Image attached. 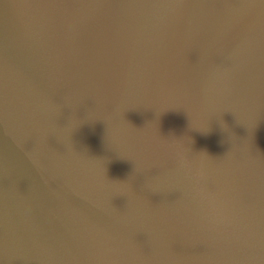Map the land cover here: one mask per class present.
Masks as SVG:
<instances>
[{"label":"water","instance_id":"obj_1","mask_svg":"<svg viewBox=\"0 0 264 264\" xmlns=\"http://www.w3.org/2000/svg\"><path fill=\"white\" fill-rule=\"evenodd\" d=\"M0 264H264V0H0Z\"/></svg>","mask_w":264,"mask_h":264}]
</instances>
